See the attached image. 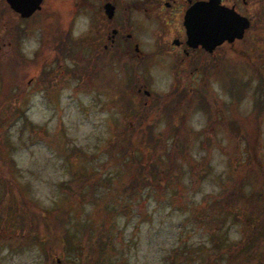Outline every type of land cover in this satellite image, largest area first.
<instances>
[{
  "label": "rangeland",
  "instance_id": "374dc122",
  "mask_svg": "<svg viewBox=\"0 0 264 264\" xmlns=\"http://www.w3.org/2000/svg\"><path fill=\"white\" fill-rule=\"evenodd\" d=\"M74 1L42 2L68 33L58 55L41 11L18 20L0 0V264H264V0H223L250 25L190 72L151 56L162 28L135 9L145 61L86 63ZM41 213L59 224L29 230Z\"/></svg>",
  "mask_w": 264,
  "mask_h": 264
},
{
  "label": "flooded vegetation",
  "instance_id": "af4514ba",
  "mask_svg": "<svg viewBox=\"0 0 264 264\" xmlns=\"http://www.w3.org/2000/svg\"><path fill=\"white\" fill-rule=\"evenodd\" d=\"M2 1L4 5H6L5 7H7L5 10L10 11L12 15H16L14 17L18 20H20V18L24 19V17H26V20H29L35 17V15H38L41 11V33L44 34L41 37V41L43 40V42H45L43 43L44 46L48 49H53L56 54L60 55L62 53L61 49L65 44L64 40H67V38L64 39L63 37H67L68 33L66 31L62 32L63 30L61 29L62 19L59 20V14L61 15L60 8L51 6V4L46 6L42 3L43 0H40L39 8H34L29 15L24 16L10 7L4 0ZM195 1L197 0H81V2L77 0L72 2L71 5L68 4L71 8H68L67 14H69L71 18V14L76 12V9L78 11L81 5H83L84 8L90 9L89 12L86 13L88 23L84 31L85 33H83L84 38L81 42H78V39L75 40L79 46V50H82L84 46L87 48L86 63L90 62L94 64L98 58L101 59L103 57L104 51H107V55L112 54L121 64L123 63L118 66L121 69L125 62H128L127 58H129L134 68L137 65V61L141 64L145 61L144 59L148 54L146 52L144 53L140 48L142 40L140 39V33L138 31L142 30L141 27L143 25L141 22L137 23L136 20H128L127 16V10L135 9V11L145 16L152 17L153 19L155 18V21L158 20V24H160L162 28L157 30L155 33L156 36L154 35L155 39H158L156 42L157 50H155L151 56L154 55V53L168 54L172 59L175 58V64L176 62L179 65L182 64V67L185 68L187 72H190L192 68H200L202 63L204 64L203 61L207 53H211L215 49L206 51L199 43H197L196 46H192L187 41L188 37L185 27L183 26V15L185 10ZM219 1L220 4L227 5V1ZM242 3H245V1L242 0ZM42 4H44V8ZM231 5L235 11H238L236 2ZM242 15L245 17L247 16L250 23V17L246 14ZM50 22L52 23L50 24ZM134 25L137 30L134 29ZM247 28L244 31H246ZM4 29L5 31L0 34V48L4 44H11V40L7 39V37L12 39V30L14 27L10 23V27H4ZM79 50H77V53H79V55L83 54ZM197 55L199 57H197ZM198 59L199 62L195 64L194 62ZM205 64L203 68H205ZM188 67H191V69L188 70ZM144 87V81L139 82L137 86L135 85V95L140 93L141 88ZM130 90H132V86H130ZM142 91L146 97L149 95L147 90Z\"/></svg>",
  "mask_w": 264,
  "mask_h": 264
},
{
  "label": "water",
  "instance_id": "95a60500",
  "mask_svg": "<svg viewBox=\"0 0 264 264\" xmlns=\"http://www.w3.org/2000/svg\"><path fill=\"white\" fill-rule=\"evenodd\" d=\"M21 15H29L39 8L40 0H4ZM187 41L196 46L199 43L206 51L216 48L221 42H230L243 36L249 19L232 5L220 4L219 0L195 1L183 15Z\"/></svg>",
  "mask_w": 264,
  "mask_h": 264
},
{
  "label": "trees",
  "instance_id": "16d2710c",
  "mask_svg": "<svg viewBox=\"0 0 264 264\" xmlns=\"http://www.w3.org/2000/svg\"><path fill=\"white\" fill-rule=\"evenodd\" d=\"M250 64L252 65V61L250 62ZM253 68H254V75H255V78L256 79H259V77H260V79L259 80H257L258 81V85H256L257 87H255V90H256V92H261V93H263L264 94V83H263V79H264V73L260 70V69H258V67H255V66H253ZM238 78L239 77H237V83H239V81H238ZM234 81L236 82V79H235V77L233 78V79H231V83H232V85H233V83H234ZM260 105V104H259ZM262 105V104H261ZM260 105V106H261ZM249 119H248V121L250 122V123H254V126L255 127H257V125H256V123L258 122V119H257V114L256 113H254L253 115H249ZM235 127L237 128V130H238V134H240L241 133V131H240V129H241V127L239 126V125H237L236 126V124H235ZM243 134V136L245 135V133H242ZM253 134H254V137H253V135H252V139H250V142L252 143V147H253V143H254V138H256V135H257V129L256 130H254V132H253ZM249 142V143H250ZM249 143H247V144H249ZM126 151V150H125ZM253 159L252 160H255L256 162H257V164H259V166H260V162H259V160H257V158H256V156H254V154L251 156ZM135 179V178H134ZM134 179H132V182L133 183H135L134 182ZM136 180V182H138V180L139 179H135ZM257 198V197H256ZM251 201V204H252V201L254 200V201H256V199H255V193H254V191H249V193H248V195L245 197V199H244V203L246 202V201ZM251 212H252V210H251ZM254 213L252 212L251 213V216L252 217H254V215H253ZM28 220H30V224H29V230H35L36 231V229H37V227H39V225H40V223L41 222H43L42 224L44 225V223L46 224V226H55L56 227V225L55 224H59V220L58 221H53L52 219H49V220H47V219H45V215H43L42 213H41V215L39 216V215H36L35 216V218H34V216H30L29 217V219ZM38 231V230H37ZM95 251V250H94ZM263 256H264V253H263Z\"/></svg>",
  "mask_w": 264,
  "mask_h": 264
}]
</instances>
